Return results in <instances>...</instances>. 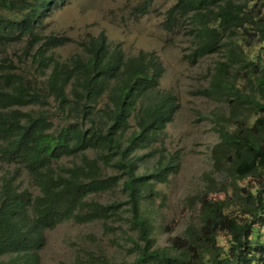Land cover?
Listing matches in <instances>:
<instances>
[{
  "label": "trees",
  "instance_id": "16d2710c",
  "mask_svg": "<svg viewBox=\"0 0 264 264\" xmlns=\"http://www.w3.org/2000/svg\"><path fill=\"white\" fill-rule=\"evenodd\" d=\"M66 2L0 0V48L28 41L26 59L36 66L30 77L11 58L0 61V160L14 166L0 177V258L12 257L0 264H41L47 231L123 212L138 234L131 240L135 258L126 264H264V0H176L166 11L164 29L186 27L192 37L193 62L223 56L198 92L225 110L206 118L219 136L213 169L186 198L193 217L184 240L165 248L155 247L144 206L160 195L156 185L177 172V155L150 173L137 172L143 157H135L158 142L179 109L170 93L144 98L158 91L164 65L153 52L127 55L103 33L58 60L54 50L68 39L38 29ZM58 115L66 121L57 124ZM68 158L71 166L63 164ZM22 171L37 192L23 188ZM119 186L125 201L90 199ZM67 264L108 261L88 252Z\"/></svg>",
  "mask_w": 264,
  "mask_h": 264
},
{
  "label": "rangeland",
  "instance_id": "374dc122",
  "mask_svg": "<svg viewBox=\"0 0 264 264\" xmlns=\"http://www.w3.org/2000/svg\"><path fill=\"white\" fill-rule=\"evenodd\" d=\"M175 1L150 0L147 10H143L141 7L146 0H67L64 5L55 7L38 29L43 35L53 34L68 39L66 45L54 50L56 58L61 61L80 52L82 40L102 33L110 44L121 47L127 55L153 52L162 61L165 73L158 91L147 93L144 98L147 100V96L150 99L170 93L177 98L179 109L158 142L135 154L137 159L143 157L137 161L138 173H150L160 160L177 155V172L169 176L168 182L156 185L160 195L144 206L145 214L150 216L154 227L151 237L156 248L171 246L174 238L184 240V230L193 217L186 198L203 187V176L213 169L211 149L219 140L214 124L206 118L217 110H225L222 102L198 92L207 85L211 68L223 56L215 55L193 62L189 56L195 44L186 27L175 33L163 27L166 11ZM28 45V41H18L0 48V61L9 57L21 66L27 76L36 75V66L26 59ZM56 107L53 104L51 111L57 112ZM56 121L59 124L66 120L60 118ZM131 124L134 125L135 120ZM72 160L65 159L63 164L71 166ZM13 171L14 166L0 160V177L9 176ZM107 173L111 174L112 170L108 169ZM19 181L23 188L37 192L27 172L22 171ZM90 199L108 204L125 201L127 197L119 186L93 194ZM128 219L129 213L123 212L108 221L85 224L64 221L46 232V244L39 253L40 263L67 264L77 257H85L88 252L105 256L108 264L133 261L135 252L131 240H137L138 234ZM10 260L11 255L0 258L4 263Z\"/></svg>",
  "mask_w": 264,
  "mask_h": 264
}]
</instances>
